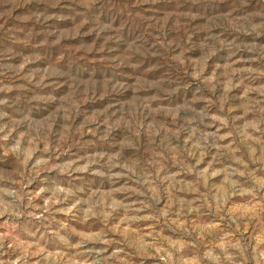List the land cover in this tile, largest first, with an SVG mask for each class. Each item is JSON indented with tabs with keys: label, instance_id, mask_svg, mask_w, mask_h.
Instances as JSON below:
<instances>
[{
	"label": "clouds",
	"instance_id": "9594fccd",
	"mask_svg": "<svg viewBox=\"0 0 264 264\" xmlns=\"http://www.w3.org/2000/svg\"><path fill=\"white\" fill-rule=\"evenodd\" d=\"M0 264H264V0H0Z\"/></svg>",
	"mask_w": 264,
	"mask_h": 264
}]
</instances>
